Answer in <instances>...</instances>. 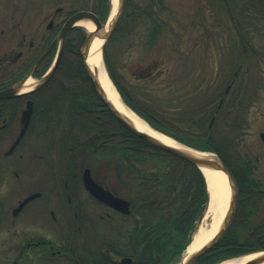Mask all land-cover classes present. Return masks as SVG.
<instances>
[{
	"label": "rangeland",
	"instance_id": "1",
	"mask_svg": "<svg viewBox=\"0 0 264 264\" xmlns=\"http://www.w3.org/2000/svg\"><path fill=\"white\" fill-rule=\"evenodd\" d=\"M241 1L245 4L237 10L235 0H162L155 3L150 0H127L126 3L125 0L127 18L121 23L119 37L108 41L103 48V63L118 80L120 86L113 80L117 89L121 87L134 105L159 123L160 129L179 130L185 138L189 137L188 132L200 134L207 130L210 116L201 124V110L211 101L215 105L232 81L231 94L235 101L228 113L223 112L218 116L220 124L214 127L212 134L217 144L229 146L227 153L233 164L238 158L251 162L253 177L264 190V141L260 137V133L264 132V0ZM73 5V0H0V55L9 51L23 36H26L27 43L32 39L40 41L43 35L49 34L47 24L51 15L62 8L63 11L59 13L62 18ZM234 15L243 22L242 32L235 28ZM81 28L80 32H88L84 26ZM149 67L150 76L141 77L144 69ZM48 110L37 108L35 112L34 123L42 124V132L39 136L29 133L26 157L27 162L35 161L29 162L31 169L28 168L27 175L36 179L40 176L42 185L44 182L50 188L52 175H48L50 170L45 168V164H40L44 162L40 155L48 161L55 159L59 147L61 149L58 141L70 127V119L77 122L82 114H69L67 107L62 109L63 113L54 110L55 114L52 112L53 116L49 117ZM195 113H198V125L194 122L197 120ZM237 124L242 128H236ZM145 149L149 150L147 147ZM89 153L82 154L80 150L75 158L86 160L85 164H90L95 176L117 190L118 194L134 198L130 185L136 180L126 176L125 181L130 184L119 181L115 177V170L107 164L109 160L89 157ZM145 164L152 166L148 162ZM147 165L142 170H148ZM251 195L253 197L245 204L250 206L249 218L242 220L237 215L231 229L238 240L230 241L229 245L242 249L264 248V192L257 191ZM208 206L206 203L201 221H196L190 241L204 222ZM222 206V202L217 203V212H221ZM93 210L96 211L95 225L97 229L100 226L104 230L107 238L106 244H101L100 248L114 245L122 250L126 236L124 216L116 214V217H112L113 222H121L118 228L107 225L105 229L104 223H99V209ZM136 212H141L140 217L158 218L152 209L141 208ZM210 221L206 219V225ZM58 229L54 236L61 241L67 230L64 226ZM92 232L87 237L88 245L93 250L99 249L98 239ZM218 250L222 254L226 248ZM6 253V247L0 243V264H12L16 253L9 254V257ZM184 255L185 250L172 258L169 264H179ZM231 255L234 254H226L225 257ZM30 257L26 264H72L64 257L53 262L38 260L33 252ZM120 258L116 256V259Z\"/></svg>",
	"mask_w": 264,
	"mask_h": 264
},
{
	"label": "trees",
	"instance_id": "2",
	"mask_svg": "<svg viewBox=\"0 0 264 264\" xmlns=\"http://www.w3.org/2000/svg\"><path fill=\"white\" fill-rule=\"evenodd\" d=\"M150 1L151 3L162 2V0ZM73 4L69 11L80 8L93 9L102 21L107 20L112 9L111 0H73ZM234 4L238 10L245 3L235 0ZM126 5L124 3L122 16L109 41L119 37V32L122 30L121 23L127 18ZM254 5L257 4L254 2ZM231 13L233 19L232 8ZM233 21L236 30L242 32L243 22L236 17ZM81 37L79 33L70 39L68 50L62 57L58 70L52 79L38 91L39 101L36 108L49 109V117L53 116L54 110L63 113L67 107L69 114L80 112L82 116L80 119L77 118L78 123L72 121L70 117V127H67L68 129L58 141L66 154L75 156L80 150L82 154L90 151L89 157L109 160L107 164L115 170V177L119 181L130 184L131 182L125 181V177L134 178L136 182L130 185V190L146 191V195L142 193L133 198L134 208H136L133 209L132 214L138 219L137 229L125 236V246L122 243V250L120 249L118 254L134 258L130 264H169L172 258L184 252L190 242L196 221L203 214L209 197L205 177L201 170L193 164L151 146L132 133L103 105L81 62L78 51ZM74 44L77 46H73ZM109 71L116 84L119 85L113 71L110 68ZM141 77L148 78V74L144 73ZM120 90L125 101L148 119L155 128L195 148L217 152L230 167L240 191H260V183L252 175L251 162L238 158L233 164L227 153L229 146L217 144L211 131H203L205 133L200 134L188 132L189 137L185 138L179 130L160 129L162 127L155 119L134 105L121 87ZM195 114L197 120L192 121L198 125V113ZM43 116H45L44 113ZM146 147L149 150H146ZM144 165H147L149 169L142 170ZM109 166H107L108 171ZM141 208L152 209L158 214V218L140 217L141 212L137 214L136 211ZM233 225L232 222L228 232L218 243L220 248L227 247L225 253L222 251L220 254L219 247H214L203 254L195 264H214L226 258V254H232L228 248L230 241L237 242L238 240L232 235ZM239 249L244 250L240 246Z\"/></svg>",
	"mask_w": 264,
	"mask_h": 264
},
{
	"label": "flooded vegetation",
	"instance_id": "3",
	"mask_svg": "<svg viewBox=\"0 0 264 264\" xmlns=\"http://www.w3.org/2000/svg\"><path fill=\"white\" fill-rule=\"evenodd\" d=\"M62 11L56 10L51 15L47 24L49 34L43 35L40 41L32 39L27 43L26 36H23L15 42L12 48L8 49L9 51L0 55V91L22 79L46 49L50 47L68 17L66 14L61 18L59 13ZM72 31L65 42L63 56L68 50ZM74 31L76 34H81L78 30ZM57 46V44L53 45L34 68L33 76L36 80L49 68L47 65L57 50ZM73 46L77 45L74 44ZM43 86H37L31 93L19 92L0 99V243L6 247L8 257L9 254L16 253L12 264H26L28 257L31 258L32 252L37 254L38 260L45 262H53L64 257L72 264H130L134 258L129 255L118 254L120 247L115 248L112 245L109 248L106 246L103 249L100 248L101 244H106L107 238L100 226L97 229L94 221L96 211H92V209H99L97 213L99 223H104L105 229L108 228L107 225L118 228L121 222H113L112 217H116V214L124 216L123 225L126 228V235H128L129 232L137 229L138 224L137 217L132 214L134 209L132 198L124 197L130 201L131 212L129 214H122L96 199L84 183L83 174L86 167L91 169L92 176L98 183L111 189L114 194L121 195L116 192L117 190L95 176L90 164H85L86 160L80 161L75 156L67 155L66 151L60 149L59 145L55 159L48 161L40 155L41 159H44V162L40 164H45V168L50 170L48 175H52L50 188L44 182L42 185L40 176L36 179L27 175L28 168L31 169L30 163L35 162L33 160L29 161L30 163L27 162V137L30 132L37 136L41 135L42 132V124L36 125L34 119L37 110L36 104L39 101L38 91ZM232 87L233 82L230 81L223 93L220 94L216 104L214 105L211 101L207 107L201 110V124L210 116L205 132L214 131V127L220 124L218 116L229 111L233 105L235 100L231 94L233 92ZM29 100L33 102L32 115L29 125L22 134L24 128L22 115ZM236 128H242V125L237 124ZM36 183L41 185H36ZM259 188L260 191L264 192L261 185ZM253 192L257 191H238L233 220L237 215L242 220L249 218L250 206L245 204L250 201L249 198L253 197L251 195ZM142 193L146 195V191H133L135 196ZM257 200L258 198L255 199V201ZM59 226H64L67 230L61 241L54 236L58 232ZM30 227H33L34 230H30ZM91 232L98 239L99 249L93 250L88 245L87 237L89 238ZM215 247H219V245ZM228 248L232 253L241 251L236 245H230ZM118 255L121 256L119 260L116 259ZM124 257H131V261L123 262Z\"/></svg>",
	"mask_w": 264,
	"mask_h": 264
},
{
	"label": "water",
	"instance_id": "4",
	"mask_svg": "<svg viewBox=\"0 0 264 264\" xmlns=\"http://www.w3.org/2000/svg\"><path fill=\"white\" fill-rule=\"evenodd\" d=\"M124 6V0H118V7L115 15L111 19L109 25L105 26L102 21L100 20L99 16L92 10H87V9H80L76 10L73 12L66 22L64 23L63 27L61 28L58 36L55 38V40L52 42L50 47L44 52V54L38 59L36 64L26 73V75L17 83L13 84L12 86L8 87L7 89L1 90L0 91V99L10 97L12 95H15L19 92H21L24 88L25 82L28 80V78L33 74L34 68L41 62L43 57L50 51V49L53 47L56 42H60V48L58 50V54L50 67V69L40 78L38 81L37 86H41L45 84L55 73L63 51H64V46L66 42V38L68 36L69 31L78 25V23L82 20L86 21H91L92 23L95 24V30L94 31H89L85 37L84 41L80 47V53H81V59H82V64L83 67L89 77V80L99 97V99L102 101L103 105L112 113V115L121 123L123 124L128 130L133 132L134 134L138 135L141 139L144 141L148 142L150 145L161 149L165 152H168L176 157H179L185 161H188L189 163L195 165L197 168H199L202 172V167H208L216 170H221L224 174H226L230 188H231V197H230V203L229 207L227 209L226 215L223 219V222L217 231V233L214 235V237L208 241L203 247H201L198 251L195 253L191 254L189 257H187L186 260L184 258L181 260L180 264H194L195 261L204 253L209 251L213 246L216 245V243L223 237V235L227 232L232 218L234 216L235 212V206L238 198V185L236 182V179L234 178L232 172L230 171V168L226 164V162L215 152L211 151H203V150H198L196 148L189 147L185 144L181 145L183 147H178L174 145H169L167 143H164L163 141L159 140L158 138L152 136L149 133H146L144 131H140L134 123L126 116L124 115L115 105L114 103L108 98L106 91L104 90L103 86L101 85L97 72L91 68V66L88 64L87 59H88V53L90 46L92 44V41L94 38L100 37L104 39V44L102 46V50L104 48V45L110 35L112 34L114 28L116 27ZM34 90V89H33ZM27 91L24 93H29L31 92ZM32 114V101H29L27 104V109L24 111L23 116H22V122L25 124L24 128L22 130V134L25 132L29 121L30 117ZM262 139L264 140V132L261 134ZM198 151L206 153H198ZM210 153L211 155H207ZM204 174V172H203ZM205 176V174H204ZM206 178V177H205ZM84 183L86 187L90 190V192L98 198L100 201L110 205L111 207L123 212V213H129L130 212V202L124 198H121L119 196L114 195L110 190L104 188L101 184L96 182L94 178L91 175V170L89 168H86L84 171ZM210 200L207 201V206L209 205ZM204 216V213L202 217ZM201 217V219H202ZM200 219V221H201ZM264 250V249H262ZM262 250H252L245 252L236 258L243 257L245 255H249L251 253L259 252ZM131 258H123V262H130ZM264 262V254L260 255L259 257H255L253 259H250L244 263L241 264H263Z\"/></svg>",
	"mask_w": 264,
	"mask_h": 264
},
{
	"label": "bare ground",
	"instance_id": "5",
	"mask_svg": "<svg viewBox=\"0 0 264 264\" xmlns=\"http://www.w3.org/2000/svg\"><path fill=\"white\" fill-rule=\"evenodd\" d=\"M113 12L111 14V19L115 15L118 7V0H113ZM78 29H82L81 26H84L89 31L95 30V24L91 21H80L78 23ZM104 44V39L100 37H95L92 41V44L89 49L87 62L91 66L93 70L97 72L98 79L103 86L104 90L108 98L114 103V105L124 114L126 115L134 125L140 130L146 133L151 134L152 136L158 138L159 140L167 143L169 145H174L178 147H183L180 142L175 140L173 137L152 128L147 121L141 118L133 109H131L128 105H126L118 92L115 84L109 77V74L106 70V67L103 63V54H102V46ZM53 77V76H52ZM50 78V80L52 79ZM32 80L29 78L24 84L23 91H29L32 88ZM198 153L206 154L198 151ZM207 155H211L208 153ZM202 170L206 177V182L208 185V191L210 193V202L208 206V210L205 215L204 222L199 225L195 233L193 234L191 242L188 244L184 260L187 259L191 254L198 251L201 247H203L208 241H210L214 235L219 230L223 217L228 209L230 197H231V188L226 174H224L221 170H216L208 167H202ZM218 202H222V210L221 212H217L216 206ZM211 219L210 223L206 225L205 220ZM264 254V250L251 253L249 255H245L239 258H230L220 261L216 264H241L255 257H259ZM264 264V262H263Z\"/></svg>",
	"mask_w": 264,
	"mask_h": 264
}]
</instances>
